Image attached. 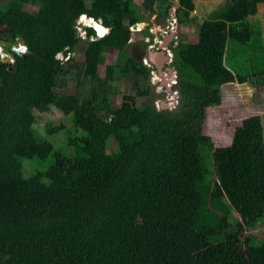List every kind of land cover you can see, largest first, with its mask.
Masks as SVG:
<instances>
[{
    "label": "trees",
    "instance_id": "16d2710c",
    "mask_svg": "<svg viewBox=\"0 0 264 264\" xmlns=\"http://www.w3.org/2000/svg\"><path fill=\"white\" fill-rule=\"evenodd\" d=\"M142 1L0 3V45L14 55L12 65L0 57V264H264L263 117L245 119L216 156L204 134L224 85L264 76V31L250 19L264 0H228L201 22L193 0ZM158 1L167 3L158 24L176 6L177 25L198 30L196 43L184 33L170 45L173 109L155 104L152 70L140 58L148 43L139 55L129 51V27L155 14ZM81 15L108 35L82 39ZM142 36L152 42L150 27ZM19 40L23 56L12 50ZM252 42L259 65L241 73L230 52ZM106 49L130 64L106 65L101 76ZM123 78L134 79L135 91L117 107L110 98ZM53 108L70 125L48 120L43 135L35 126Z\"/></svg>",
    "mask_w": 264,
    "mask_h": 264
},
{
    "label": "rangeland",
    "instance_id": "374dc122",
    "mask_svg": "<svg viewBox=\"0 0 264 264\" xmlns=\"http://www.w3.org/2000/svg\"><path fill=\"white\" fill-rule=\"evenodd\" d=\"M176 1L177 0H174L175 4L178 5V2ZM193 1L195 3V12L193 13V15L197 17L201 22L203 19H208L212 13H215L221 10L222 8H224L228 0H193ZM1 2L2 0H0V3ZM136 3L140 5L143 3V1L136 0ZM156 6H157V8L155 9L156 14H152V15L150 13H148V15L142 14V16L144 17L143 20L144 23L139 24L138 28L129 27L130 31L132 32V39L130 41L131 45L129 51L134 56L141 54L142 53L141 51L145 49L146 38L144 39L142 36V32L139 31L141 29L143 30L145 27H150V31H151L150 33L154 36L151 43L155 44V46L162 45V43H164V40L167 37L171 39L172 30L173 32H175L174 40L177 39L178 34L179 36H181L182 34L186 33L189 37L190 42L192 43L197 42L198 30L195 25L179 26V27L176 26V22H175L176 17L174 12L176 6L171 8L170 18L169 19L167 18L168 20H166L165 25L158 24L155 18L157 14H162L161 15L162 19L163 20L165 19L164 11L167 8V3H164L163 1H158L156 3ZM251 11L252 12L250 19L252 21L259 20V23L262 26V31H264V4L254 6ZM151 20H153V22ZM91 25L95 27L100 26L99 24L95 25L94 22H92ZM168 25L169 27H167ZM79 28H81V26H79ZM164 29L165 30L167 29L168 34L164 32ZM2 31L3 29L0 28V32ZM229 31L231 37L234 38L236 35V26L231 25ZM169 38L167 39V41L171 42L172 40H170ZM263 45H264V39H263ZM83 46L84 44H81L78 50L76 51L74 58L76 62H81L84 60ZM256 46H257L256 42L254 43L252 42L245 49L235 48V47L232 48L233 50L230 52L229 58L232 65L234 66V69L238 67L241 68L239 72L246 73L250 69L251 62H254L259 65V57L257 54L259 48H256ZM149 49H152L150 45L147 46V52L149 51ZM256 49H258V51H256ZM1 50L4 53V47L1 46ZM169 52H171V50H169ZM142 56L145 57V55H141V57ZM104 59H105V64L101 68V76H104V70L106 65L122 66L125 64H130V62L124 59L122 54H119L118 51L111 49H106L104 51ZM246 61H249V64L248 63L245 64ZM143 64L144 66L147 67L145 63ZM153 77L155 78L159 77L157 71H154L151 76V85L154 87L153 92H154L155 104L157 103L161 104V101H166L169 105L168 109L175 108L170 104L171 97L167 98L166 95H163L164 89L162 90V87L158 82L160 77L157 78V80H153L152 79ZM74 87L75 85H72V83H70L68 90L71 93H75ZM115 87L117 91L114 95L111 96L110 100L113 102V105L118 107L120 106L122 102V98L125 94H129L132 92L134 93L135 91L134 79L133 78L120 79L118 82L115 83ZM172 89L175 90V87H173ZM222 96H223V103L221 106L216 108H210L207 110V121L204 125V134L210 136L215 143L216 149L214 156L218 154L221 148L232 145L234 141L236 129L238 126H240L243 123L245 119L252 116L260 115L263 117L264 120V76L260 78L258 77L252 79L248 83L243 85L241 84L224 85L222 88ZM48 120L52 121L54 126H57L60 123L59 121H65L67 125H70L68 124L67 118L61 112L53 108L49 113L44 115L42 120L35 126V128L42 131V134L43 133L45 134V127H46L45 124L47 123ZM25 163H29V162L25 161ZM30 163H38V161L31 160ZM48 164L49 163H47L46 165ZM259 226H260V228L258 229L259 232L258 231L257 232L258 234H260V237H264V222H262ZM238 264H248V261H241Z\"/></svg>",
    "mask_w": 264,
    "mask_h": 264
},
{
    "label": "clouds",
    "instance_id": "9594fccd",
    "mask_svg": "<svg viewBox=\"0 0 264 264\" xmlns=\"http://www.w3.org/2000/svg\"><path fill=\"white\" fill-rule=\"evenodd\" d=\"M176 11V9H174V12ZM171 13V12H170ZM156 14V13H155ZM158 15V14H157ZM176 17V16H175ZM170 18V17H169ZM168 18V19H169ZM167 19V20H168ZM87 20H94L95 21V24H96V22H98V21H96L94 18H89L87 15H81L80 16V18L78 19V21H77V24H76V26H77V30L79 31L80 29L81 30H84V34L83 35H85V36H83L82 37V34L80 33V31L78 32L79 33V36L82 38V39H87V38H89V39H99V38H103V37H105V36H107L108 35V33H109V29L106 27V26H104L101 22H98V23H100V26L105 30V32L103 33H99V31H98V29L97 28H95L94 26H92V25H90L88 22H87ZM176 20V26H178L177 25V18L175 19ZM152 22H153V20H151ZM142 23H144V22H142ZM142 23H139V24H142ZM139 24H136V25H134V26H131V27H134V28H138V25ZM79 26H81V28H79ZM176 26H175V28H176ZM167 27H169V25L167 26ZM179 27V26H178ZM86 28H91V29H93L94 31H95V35H93V36H89L88 35V33H87V30H86ZM146 28V27H145ZM144 30V29H143ZM142 29L141 30H139L140 32H142L143 31ZM165 30V29H164ZM165 31H167V29L165 30ZM138 32V31H137ZM151 32V31H150ZM174 33L175 32H173V33H171V38H172V41L169 43V45H168V57H169V61L167 62V63H165V65L167 64L169 67H171L172 69H173V71L174 72H176V70H175V68H173L172 66H171V64H172V62H173V58H174V54H173V52L171 51V53L173 54V56L172 57H170L169 56V50H171L170 49V45L172 44V42H174V43H176V41L179 39V34H178V36H177V39H175L174 40ZM148 39H149V41H146V43H148V46L149 45H153V43H151V38L150 37H147ZM153 38H154V36H153ZM169 37H167L166 39H168ZM165 39V40H166ZM164 40V41H165ZM151 43V44H150ZM162 45H163V43H162ZM162 45H160V46H162ZM22 46H25L27 49H24V51H26L25 53H22L21 51H20V48L22 47ZM12 50H13V52L14 53H16L17 55H19V56H23V55H25L27 52H28V47L25 45V44H23V43H21V41L19 40V42L17 43V44H15L13 47H12ZM152 50H157V49H154V48H152V49H149V51L147 52L146 51V54L148 55V53L150 52V51H152ZM2 53H3V51L1 50V46H0V57H1V59L4 61V60H8L7 61V63H9V65H12L13 63H14V55L13 56H11L9 53H7L5 50H4V53H3V55H2ZM147 55H145V57L144 56H142L141 57V61L143 62V63H145V60L147 61V63L149 64H147V63H145V65H147V67L148 68H150V69H152V73L154 72V71H157V69H156V67L152 64V63H150L149 61H148V57H147ZM69 55H67V54H64V53H59L57 56H56V58H57V60H59V61H62V62H65V61H67L66 60V57H68ZM153 67L155 68V69H153ZM157 74H158V71H157ZM176 74H177V72H176ZM166 75H168V74H166ZM159 76V75H158ZM178 77V76H177ZM157 78H159V77H156V78H152L153 80H157ZM161 80V78L159 79V81ZM158 81V82H159ZM162 81V80H161ZM167 81H170V79H168ZM163 86V85H162ZM164 87V86H163ZM163 87H162V89H163ZM175 87V86H174ZM174 91H176V90H174Z\"/></svg>",
    "mask_w": 264,
    "mask_h": 264
},
{
    "label": "water",
    "instance_id": "95a60500",
    "mask_svg": "<svg viewBox=\"0 0 264 264\" xmlns=\"http://www.w3.org/2000/svg\"><path fill=\"white\" fill-rule=\"evenodd\" d=\"M170 39V38H169ZM172 40V38L170 39ZM170 42L167 41V39L164 41L162 46H159V49L152 50L148 53V61L152 63L157 71L158 75L162 80V85L164 87H169L171 84V81H167L168 79L174 78V71L171 67L167 68L168 75H164V64L169 61L168 55H166L165 49L168 48ZM8 60H4L3 62L7 63ZM160 109H168V103L166 101H161Z\"/></svg>",
    "mask_w": 264,
    "mask_h": 264
},
{
    "label": "built area",
    "instance_id": "2783aa9c",
    "mask_svg": "<svg viewBox=\"0 0 264 264\" xmlns=\"http://www.w3.org/2000/svg\"><path fill=\"white\" fill-rule=\"evenodd\" d=\"M175 22H176V20H175ZM172 26H174V25H172ZM80 31V33L82 34V37L83 36H85V35H83L84 34V30H79ZM164 32L166 33V34H168V31H165L164 30ZM171 33H173V30H172V32ZM148 38H146V41H149V39L147 40ZM150 47L151 48H154V49H159V46L157 45V46H155V44H153V45H150ZM24 49H27L25 46H22L21 48H20V51L22 52V53H25L26 51H24ZM169 56L170 57H172L173 56V54L171 53V52H169ZM69 58V56L68 57H66V60ZM145 63H147V61L145 60ZM148 64V63H147ZM149 65V64H148ZM155 77H153V79H154ZM177 82H178V77H177V74H176V72H174V78H172L171 79V84H170V86H176L177 85ZM178 103V92L177 91H174V93H173V95L171 96V100H170V104L172 105V106H176V104ZM160 105L161 104H159V103H157L156 104V106H157V108L158 109H160Z\"/></svg>",
    "mask_w": 264,
    "mask_h": 264
},
{
    "label": "flooded vegetation",
    "instance_id": "af4514ba",
    "mask_svg": "<svg viewBox=\"0 0 264 264\" xmlns=\"http://www.w3.org/2000/svg\"><path fill=\"white\" fill-rule=\"evenodd\" d=\"M172 43H174V42H172ZM158 46H160V45H158ZM165 52H166V55H168V49H165ZM169 66L166 64H164V72H163V74L164 75H166V74H168V72L166 71L167 70V68H168ZM167 76V75H166ZM170 81H171V79H170ZM159 84H160V86L161 87H163L162 86V81L160 80L159 81ZM174 86H169V87H163V89H164V92H163V95H166L167 96V98L168 97H171L172 95H173V92H174V90L172 89ZM162 89V90H163ZM169 106V105H168Z\"/></svg>",
    "mask_w": 264,
    "mask_h": 264
},
{
    "label": "bare ground",
    "instance_id": "6f19581e",
    "mask_svg": "<svg viewBox=\"0 0 264 264\" xmlns=\"http://www.w3.org/2000/svg\"><path fill=\"white\" fill-rule=\"evenodd\" d=\"M87 22L91 25L92 24V22H94L95 23V21L94 20H87ZM100 25V23H98V22H96V24L95 25ZM93 26V25H92ZM95 27V26H94ZM95 28H97L98 29V31H99V33L101 34V32H105V30L101 27V26H96ZM100 28V29H99ZM103 30V31H102Z\"/></svg>",
    "mask_w": 264,
    "mask_h": 264
},
{
    "label": "snow or ice",
    "instance_id": "6c2138e0",
    "mask_svg": "<svg viewBox=\"0 0 264 264\" xmlns=\"http://www.w3.org/2000/svg\"><path fill=\"white\" fill-rule=\"evenodd\" d=\"M103 31V30H102Z\"/></svg>",
    "mask_w": 264,
    "mask_h": 264
}]
</instances>
